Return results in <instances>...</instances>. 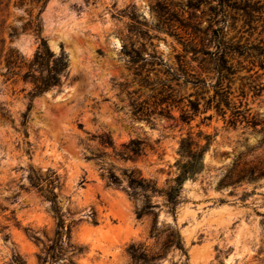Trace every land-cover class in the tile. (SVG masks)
<instances>
[{"label":"rangeland","instance_id":"1","mask_svg":"<svg viewBox=\"0 0 264 264\" xmlns=\"http://www.w3.org/2000/svg\"><path fill=\"white\" fill-rule=\"evenodd\" d=\"M40 9L34 0H0V264H71L70 251L39 261L56 220L42 194L19 189L30 164L64 176L60 204L82 218L73 230L85 248L76 264H131V242L156 245L149 238L152 218L137 217V202L109 183L108 172L123 177L136 167L165 187L178 171L182 136L205 144L200 131L213 137L205 168L186 181L177 207L189 257L172 248L155 264H264V54H229L235 72L224 74L210 53L216 36L264 50V0H48ZM38 13L41 35L66 56L70 76L34 97L25 136L20 123L33 83L2 71L9 47L34 56ZM12 27L17 36H10ZM224 90L229 104L218 112L214 96ZM189 99L199 111L186 123L180 115L192 113ZM102 134L117 148L132 138L150 146L139 160L125 161L100 143ZM47 149L52 157L40 160ZM153 200L163 203L161 196ZM172 221L162 205L160 224Z\"/></svg>","mask_w":264,"mask_h":264},{"label":"trees","instance_id":"2","mask_svg":"<svg viewBox=\"0 0 264 264\" xmlns=\"http://www.w3.org/2000/svg\"><path fill=\"white\" fill-rule=\"evenodd\" d=\"M21 1L23 2L25 0ZM34 1L41 5V12L48 0ZM220 1L222 4L230 3V0ZM39 13L32 27L35 34L40 38V45L34 56L31 59H27L17 48L9 47L4 55V67L6 70L2 71V74L8 78L19 75L25 81H31L33 83V88L29 92L30 102L27 111L22 114L20 123L25 136L29 135L27 129L28 112L32 107L34 97L53 86H61L63 80L68 79L70 76L69 63L66 56L63 53L56 55L49 48L46 39L41 35ZM24 29L26 30L28 28ZM18 33L19 31L15 27L11 28V37L17 36ZM215 40L217 41L216 48L210 53L214 56L215 68L220 73L230 74L235 72L233 67L228 64L227 55L229 54H244L250 49L257 50L258 55L264 54V50L258 48L256 45L233 44L223 36H216ZM63 76L64 79L62 78ZM228 93L227 90L216 92L214 97L219 95V100L215 104L218 112L222 111L220 107L222 102H225L227 105L229 104ZM214 97L210 98L209 101L213 100ZM188 105L192 113L183 111L180 115V120L186 123L199 111V103L197 101L189 99ZM5 117L6 119H10V115L8 114H5ZM202 135L206 139L205 144H201L191 133L182 136L178 149L180 157L176 161L178 171L165 187H160L153 178L144 176L141 170L136 167L124 169L123 177H120L113 171L108 172L107 178L109 183L125 189L128 195L137 202V217L143 218L144 216H149L152 218L149 238H154L156 245L153 248H148L144 242H131L127 247V253L132 260L131 264H155L157 261L166 258L169 250L172 248L179 249L188 259V250L185 246L180 227L177 224V207L181 202L186 181L194 179L205 168V154L210 147L213 137L211 134H204L200 131L199 137ZM98 138L104 147H111L114 155L125 161L139 160L146 154L147 147L150 146L146 139L132 138L117 148L110 135L102 134ZM27 143L28 148L26 152L31 156V143ZM105 154V152L93 154L89 158H97ZM28 170V183H21L19 189H35L42 194L49 203V208L56 220L54 236L51 239V243L43 251L44 255H38L39 261L41 263L46 262L49 256L56 261L63 255V252L70 251L69 262L76 264L75 257L80 256L85 248L73 240V230L81 222L82 218H76V211L70 208L64 211L60 204L58 196L64 190V176L58 170L52 168H48L45 172H42L41 168L33 164L29 165ZM124 180H126V183H124ZM20 190L12 196L13 202L18 199ZM155 196H161L163 198L162 205L172 215V222H163L160 224L159 214L162 205L153 200ZM66 197L71 201V195H67ZM91 219L95 223L98 221L95 210L91 213ZM19 264H25V262Z\"/></svg>","mask_w":264,"mask_h":264},{"label":"water","instance_id":"3","mask_svg":"<svg viewBox=\"0 0 264 264\" xmlns=\"http://www.w3.org/2000/svg\"><path fill=\"white\" fill-rule=\"evenodd\" d=\"M69 90H70L69 87H65V89H64V95L68 94ZM47 96L50 97V93H48ZM48 151H49V150L47 149L45 153L39 155V156H38L39 159H40V160H44V159H46V158H50V157H52V155L47 154ZM79 192H80V193H83V190H80ZM89 242L92 244L91 241H89Z\"/></svg>","mask_w":264,"mask_h":264},{"label":"bare ground","instance_id":"4","mask_svg":"<svg viewBox=\"0 0 264 264\" xmlns=\"http://www.w3.org/2000/svg\"><path fill=\"white\" fill-rule=\"evenodd\" d=\"M81 39H79V37L78 38H76L74 41H73V46L74 47H78V44L79 43H81V41H80ZM62 121V120H61ZM52 125V124H51ZM61 125V124H60ZM53 127L54 128H58L59 127V124H53ZM90 230H92V229H90ZM86 235V238H88V237H91L90 236V234L88 233V234H85ZM93 237H95V236H93ZM94 242H99V239H96ZM98 246V245H97Z\"/></svg>","mask_w":264,"mask_h":264}]
</instances>
